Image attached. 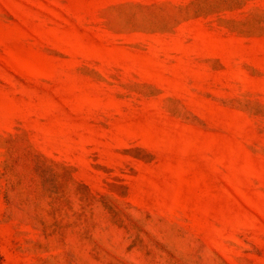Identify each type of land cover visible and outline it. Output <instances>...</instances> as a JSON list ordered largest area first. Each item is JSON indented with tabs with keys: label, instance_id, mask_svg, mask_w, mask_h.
I'll return each instance as SVG.
<instances>
[{
	"label": "rangeland",
	"instance_id": "374dc122",
	"mask_svg": "<svg viewBox=\"0 0 264 264\" xmlns=\"http://www.w3.org/2000/svg\"><path fill=\"white\" fill-rule=\"evenodd\" d=\"M0 264H264V0H0Z\"/></svg>",
	"mask_w": 264,
	"mask_h": 264
}]
</instances>
